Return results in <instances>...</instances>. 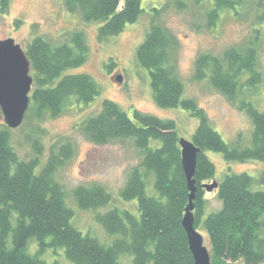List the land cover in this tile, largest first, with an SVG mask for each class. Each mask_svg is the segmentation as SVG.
<instances>
[{
	"label": "trees",
	"instance_id": "16d2710c",
	"mask_svg": "<svg viewBox=\"0 0 264 264\" xmlns=\"http://www.w3.org/2000/svg\"><path fill=\"white\" fill-rule=\"evenodd\" d=\"M142 0H62L69 12H77L84 22L100 21L97 40L120 34L128 23L142 13ZM9 0H0V12ZM174 4L186 7L185 0H167L152 8L149 30L135 50L136 60L149 71L152 99L160 108L181 106L197 118L191 141L196 154L193 199V223L202 227L210 248L211 264L264 263V168L258 177L248 173L226 174L216 182L221 206L204 217V184L213 179L215 165L207 151L220 152L227 162L264 160V108L252 98L263 76L257 68L258 40L264 33V0H256V37L243 46H232L220 55L200 54L194 63L193 78L208 79L252 123L251 142L247 146L227 144L210 125L207 115L191 98H182L183 84L175 71L176 37L156 22L161 13ZM245 0H213L206 12L207 26L216 25L223 11L239 17ZM88 47L83 32H74L66 42L54 44L35 37L24 52L32 77L30 101L24 113L36 120L56 117L72 101L84 104L99 95V87L88 73H62L83 65ZM111 62L109 67L113 66ZM256 98V97H255ZM80 129L95 144L114 139H130L141 151L138 165L127 175L120 190L124 200L136 199L139 216L128 210L111 208L96 214L97 221L110 234H119L111 245L83 235L70 224L73 211L65 204L62 185L54 172L72 154L69 144L51 151L42 167L39 157L19 160L10 145L9 130H0V264H49L39 257L47 248H62L73 264H119L121 253L133 255L134 264H194L183 216L190 190L181 162V148L175 122L133 110V118L114 101L104 99L100 111L83 119ZM238 140V139H237ZM40 148H38V152ZM37 152V153H38ZM154 190L147 193V187ZM77 206L95 210L111 200L109 192L98 184L79 185L72 191ZM15 213V224L11 218ZM35 240L37 251H28ZM243 264V263H242Z\"/></svg>",
	"mask_w": 264,
	"mask_h": 264
},
{
	"label": "rangeland",
	"instance_id": "374dc122",
	"mask_svg": "<svg viewBox=\"0 0 264 264\" xmlns=\"http://www.w3.org/2000/svg\"><path fill=\"white\" fill-rule=\"evenodd\" d=\"M166 1L142 0V13L137 21L128 23L120 34L103 42L98 41L96 36L100 21L84 22L77 12L66 10L62 0H9L8 9L0 12V40L11 38L23 50L37 36L54 44L68 41L74 32L81 31L85 36L88 47L85 63L65 70L62 75L88 73L97 83L99 95L88 104H75L72 101L56 117L46 115L36 120L35 117L28 116L18 127L10 128L9 143L19 160H29L36 155L39 157L40 165L36 171L46 162L51 151H58L63 144L71 146V156L55 170L54 179L64 188L65 204L73 211L70 224L83 235L95 238L104 245H111L120 235L107 233L97 221L96 214L118 208L139 216L137 200L122 199L120 190L128 172L140 163L142 153L130 139H114L102 145L92 143L82 133L80 122L97 114L102 101L109 99L116 102L130 118H133V110H138L173 120L179 138L187 141H191L198 124L197 118L181 106L160 108L155 105L149 71L135 57L137 46L149 30L152 8H159ZM185 2L184 9H178L171 3L156 19L177 40L174 64L176 74L183 84L182 98H191L196 102L207 115L211 127L227 144L239 141L240 146H247L251 142L252 132L249 117L214 89L207 78L196 80L193 74L195 59L200 54L220 55L229 47H241L255 39V28L260 26L254 19L256 10L253 5L256 0H245L239 17L230 11H223L213 27L207 26L206 22V12L213 0ZM257 44V68L264 83V33ZM111 62L114 65L109 67ZM29 74L31 75L30 70ZM117 77H121L120 82ZM252 101L258 108H264V88L261 85ZM5 128L7 126L0 113V130ZM206 154L215 165L214 178L205 182L209 185L221 182L230 173L245 172L258 177L264 168V160L227 162L220 152L207 151ZM92 184L104 187L111 195V200L95 210L81 209L77 206L72 191L79 185ZM252 189L263 190L264 186L256 184ZM205 192L204 217L221 206L216 188L206 190L205 187ZM147 193H154L152 187H147ZM11 222L15 224V213ZM196 231L202 235L203 245L210 251L202 227L199 226ZM28 251L32 254L37 251L34 239L29 242ZM39 257L49 264H73L66 258L62 248H47ZM118 262L134 264L133 255L121 253ZM242 263L245 264L243 261Z\"/></svg>",
	"mask_w": 264,
	"mask_h": 264
},
{
	"label": "water",
	"instance_id": "95a60500",
	"mask_svg": "<svg viewBox=\"0 0 264 264\" xmlns=\"http://www.w3.org/2000/svg\"><path fill=\"white\" fill-rule=\"evenodd\" d=\"M30 63L21 46L8 38L0 40V113L9 128L18 127L28 108L32 85L29 74ZM121 81V77H117ZM181 162L190 190L189 203L183 216V227L186 230L194 264H211L210 251L203 245V237L196 231L193 221V199L195 193L194 170L198 148L192 141L179 139ZM206 190L217 187V183L204 184Z\"/></svg>",
	"mask_w": 264,
	"mask_h": 264
}]
</instances>
